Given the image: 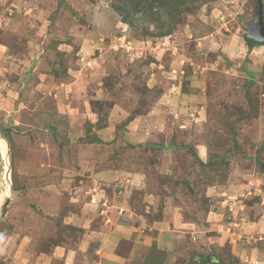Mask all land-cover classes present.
<instances>
[{
    "label": "rangeland",
    "instance_id": "rangeland-1",
    "mask_svg": "<svg viewBox=\"0 0 264 264\" xmlns=\"http://www.w3.org/2000/svg\"><path fill=\"white\" fill-rule=\"evenodd\" d=\"M111 1L0 0V264H264L258 0Z\"/></svg>",
    "mask_w": 264,
    "mask_h": 264
},
{
    "label": "trees",
    "instance_id": "trees-1",
    "mask_svg": "<svg viewBox=\"0 0 264 264\" xmlns=\"http://www.w3.org/2000/svg\"><path fill=\"white\" fill-rule=\"evenodd\" d=\"M197 0H112L111 8L117 13L123 23H128V18L131 14H140V20H146L151 16V23L154 24V33L163 37L169 35L172 26L181 22V10H183L188 4L194 3ZM159 11H164L166 14V20L159 19ZM187 11H191L190 8H186ZM264 22V21H263ZM147 35H153V33H147ZM247 43L248 53L254 48L261 46V44L249 39H245ZM250 78H253L252 74H248ZM254 85L253 81H250L248 88L245 91V97L249 96L250 87ZM92 141L99 142L98 138H94ZM203 167L210 166L211 164H204L200 162ZM14 176L12 175V181L14 182ZM14 188V186H13ZM15 190V189H14ZM2 225L0 223V231ZM1 237V236H0ZM200 264H214V258H204Z\"/></svg>",
    "mask_w": 264,
    "mask_h": 264
},
{
    "label": "water",
    "instance_id": "water-1",
    "mask_svg": "<svg viewBox=\"0 0 264 264\" xmlns=\"http://www.w3.org/2000/svg\"><path fill=\"white\" fill-rule=\"evenodd\" d=\"M247 38L259 44H264V25H263V18H262V3L261 0H258V3L255 7V12L252 21L248 25V32ZM0 141L3 142L4 145L7 143L0 137ZM8 150V148H6ZM9 176V169L6 170V180ZM8 205V200L5 201L4 205L2 206V214L3 215L6 211V207Z\"/></svg>",
    "mask_w": 264,
    "mask_h": 264
}]
</instances>
